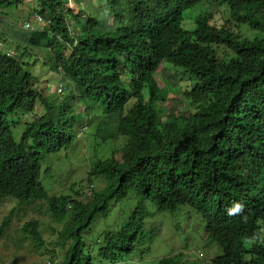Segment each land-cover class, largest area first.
Instances as JSON below:
<instances>
[{
	"label": "trees",
	"instance_id": "16d2710c",
	"mask_svg": "<svg viewBox=\"0 0 264 264\" xmlns=\"http://www.w3.org/2000/svg\"><path fill=\"white\" fill-rule=\"evenodd\" d=\"M26 1L0 0V21L5 8L17 10ZM36 1L35 15L51 23L27 32L26 21L13 44L0 37V200L45 202L60 221L72 210L57 233L65 251L57 264H94L84 252V233L112 202L130 197L139 207L148 202L174 214L189 206L200 214L209 239L222 249L213 264H264V0H106L109 20L86 21L85 12L68 8L69 0ZM207 4L223 6L228 19L218 22ZM189 12L196 15L188 28ZM45 60L60 79V93L58 86L55 94L40 88L31 71ZM164 63L192 77L186 95L194 113L164 117L156 79ZM86 116L101 118L91 133L99 147L108 150L122 139L119 156L109 149L90 168L85 187L77 183L71 193L50 195L42 162L72 147ZM12 213L0 224V238ZM39 226H23L38 247L46 244ZM143 226L141 217L106 233L107 249L128 254L137 241L144 245ZM105 256L118 261L122 254ZM158 264L198 263L177 253Z\"/></svg>",
	"mask_w": 264,
	"mask_h": 264
},
{
	"label": "rangeland",
	"instance_id": "374dc122",
	"mask_svg": "<svg viewBox=\"0 0 264 264\" xmlns=\"http://www.w3.org/2000/svg\"><path fill=\"white\" fill-rule=\"evenodd\" d=\"M37 5L36 0H28L17 10L5 8L4 12L8 13V16L2 15L0 37L4 36L12 44L17 42L14 35L24 33L20 27L26 21L35 23L33 15L38 13ZM206 7L214 13L218 22L228 19V14L223 6L207 4ZM68 8L72 9L75 15H79L82 11L85 12L86 15L82 21H86L91 16L109 20L111 14L106 0H69ZM195 15V12H189L187 15L188 28L193 26L192 21ZM70 26L74 30V35L77 34L76 25L72 23ZM235 31H239L237 27ZM241 33L244 36H255V32L249 28H241ZM11 49L10 51L15 54V48ZM220 53L225 56L227 54L224 50H221ZM31 68V71L40 77V88H47L49 92L55 94L54 88L58 86L56 91L60 93V79L51 70L50 64L46 63V60L45 63H38L35 68L34 66ZM156 79L161 94L165 98L160 102L165 118L172 113L195 112V107L190 105L186 95L195 84L189 73L164 63ZM147 93L146 90L145 94L148 99ZM82 108L81 105L76 107L78 115L82 112ZM96 118L86 116L78 128V134H80L75 137L72 147L52 154L42 162L41 179L50 195L59 196L71 193L70 188L77 183L81 185L80 187H85L90 168L98 159L107 158L110 155L109 149H114L116 155L119 156L123 146L122 139L114 145L110 143L111 145L106 147L107 150L99 147L98 141L92 137L91 133L95 131L101 119ZM23 120L26 122V119ZM82 129L85 131L82 132ZM94 186L97 190L103 187L100 182H94ZM90 194L92 191L89 186L87 196ZM138 204L139 200L133 197L114 201L110 204V211L106 216L99 213L95 218L91 227L83 235L84 252L92 256L94 264H158L161 259L177 253L185 254L188 259L196 261L198 264H213V258L222 253L221 247L209 239L206 222L202 216L189 206H183L176 213L171 214L158 211L148 202L144 207H139ZM69 211L67 217L60 221L53 218L52 212L45 202L36 201L20 206L17 201L9 198L0 200V224L13 212L10 226L6 229L4 236L0 238V264H53L51 260L55 264L59 263L63 259L65 251L57 246V233L63 226L69 224V218L72 215V212ZM145 213L149 215L145 217ZM141 217H144L143 234L147 239L144 245H139L137 241L133 251L128 254L125 250L107 249L108 245L104 241L106 233H117L125 225ZM31 221L39 222V230L46 243L45 246H36L31 236L24 232L23 226ZM261 230V241L264 243V222H261ZM110 251L122 254V256L118 258V261L109 260L111 258H106L105 254Z\"/></svg>",
	"mask_w": 264,
	"mask_h": 264
},
{
	"label": "built area",
	"instance_id": "2783aa9c",
	"mask_svg": "<svg viewBox=\"0 0 264 264\" xmlns=\"http://www.w3.org/2000/svg\"><path fill=\"white\" fill-rule=\"evenodd\" d=\"M35 22L37 23V26L42 29L44 28L45 26L49 25L51 23V20H45L42 16L40 15H36L35 16ZM24 30L26 31H32L33 28L31 27V24L30 23H26L24 26H23ZM59 92H62V89H59Z\"/></svg>",
	"mask_w": 264,
	"mask_h": 264
},
{
	"label": "bare ground",
	"instance_id": "6f19581e",
	"mask_svg": "<svg viewBox=\"0 0 264 264\" xmlns=\"http://www.w3.org/2000/svg\"><path fill=\"white\" fill-rule=\"evenodd\" d=\"M36 16V15H35ZM44 18V17H43ZM45 19V18H44ZM45 20H47V19H45ZM26 23H30L31 24V27L33 28V30L32 31H27V32H33V31H36V30H44L45 29V27H47V26H45L44 28H42V29H40L38 26H37V23L35 22V23H31V22H26ZM25 23V24H26ZM24 24V25H25ZM23 30H24V28H23ZM26 31V30H25ZM0 44L2 45V43H1V40H0ZM64 87V86H63ZM60 89H62L61 87H60Z\"/></svg>",
	"mask_w": 264,
	"mask_h": 264
}]
</instances>
